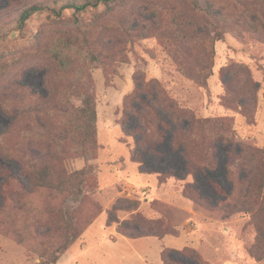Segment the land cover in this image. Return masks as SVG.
<instances>
[{"label": "rangeland", "instance_id": "rangeland-1", "mask_svg": "<svg viewBox=\"0 0 264 264\" xmlns=\"http://www.w3.org/2000/svg\"><path fill=\"white\" fill-rule=\"evenodd\" d=\"M41 1L45 0H0V36L12 29L11 23L24 6ZM187 1L130 0L129 7L118 10L115 15L105 14L102 9L82 14L81 22L76 25H52L47 14H38L29 21L24 33L0 42V129L6 128L11 121L4 114L1 98L17 108L54 103L55 65L42 55L37 44L42 46L58 34L70 32L85 34L106 52L105 63L91 72L98 109L95 159L67 161L70 169L89 165L96 168L98 189L76 207L82 216L99 214L57 264H162L163 252L168 249L196 250L206 264H264L256 250L255 229L247 225L250 217L236 215L222 220L217 213L196 208L185 196L189 184L194 183L192 175L181 181L141 172L139 165L132 160L135 142L122 130L127 103L130 102L131 106L136 90L135 78H145L159 81L173 101L183 109L194 111L199 118L232 119L238 123L244 141L264 149L263 23L260 20L252 22L246 16L243 20L252 22L255 29L245 21L227 27L224 40L215 43L213 75L207 88H203L190 79L189 65L187 76H183L163 46V34H168L171 27L172 11L181 13L187 8ZM212 1L225 7L235 3L240 12L243 11L240 0ZM249 2L251 5L260 4L264 13V0ZM66 15L72 22L73 13L68 11ZM125 27L133 29L137 35L134 38L122 35ZM143 32L146 38L139 37ZM191 46L190 61L202 55L198 43ZM18 94L28 97L16 98ZM161 114L165 115L164 112ZM133 126L134 122L130 120L129 127ZM157 132L160 133L151 134L153 153L145 155L147 170L186 173L188 161L180 151L172 149L170 132H162L161 128ZM13 134L12 140H17V132ZM207 138L215 142L211 135ZM218 146L213 162L198 160L195 167L216 171L215 181L227 190L232 182L235 193L239 194L247 178L241 172L250 171V160L245 161L242 154L229 153L224 149L227 145L219 143ZM226 166L229 175L224 173ZM13 169L18 171L19 167L14 165ZM199 176L203 196L215 201L216 195L208 179L200 173ZM121 199L137 202L139 208L128 212L125 209L131 203H122L124 210L116 213L119 223H109V215ZM201 202L206 204L204 199ZM155 205L167 211L172 220L170 224L177 225L174 229L178 237L133 239L119 233V224L133 216L161 218ZM35 244L32 239L22 242L19 238L0 234V264H40L39 253L33 250Z\"/></svg>", "mask_w": 264, "mask_h": 264}, {"label": "trees", "instance_id": "trees-1", "mask_svg": "<svg viewBox=\"0 0 264 264\" xmlns=\"http://www.w3.org/2000/svg\"><path fill=\"white\" fill-rule=\"evenodd\" d=\"M240 1L242 13L235 3L226 7L217 6L212 0H188L184 11L178 14L172 11L171 27L168 34H163V46L169 51L183 76H187V65L191 67L190 79L200 87L208 86V80L213 75L215 43L224 40L230 24L246 22L243 19L248 16L252 22L260 20L264 27L261 5H251L249 0ZM129 2L130 0L36 2L20 10L18 17L11 23L12 29L0 36V42L24 33L29 21L38 14H47V20L52 25H76L81 22L82 14L102 9L105 14L115 15L118 10L129 7ZM68 11L73 13L72 22L67 19ZM252 22L246 24L255 29ZM125 28L122 35L128 38L137 35L133 29ZM113 31L119 33L117 29ZM139 37L146 38V34L143 32ZM193 43L200 45L202 55L190 61ZM37 46L42 55L51 59L55 65L54 103L50 106L44 104L17 108L1 98L4 114L11 121L6 128L0 129V234L19 238L22 242L32 239L36 242L33 250L39 253L40 264H57L60 257L82 237L99 214L97 212L82 216L80 209L76 207L98 189L96 168L89 165L82 169H70L67 161L73 158L95 159L98 109L91 72L105 63L106 52L101 51L99 43L85 34L70 32L58 34L42 46ZM135 86L131 106L128 102L122 123L123 132L135 142L132 160L139 165L141 172L181 181L192 175L194 183L189 184L185 196L196 208L217 213L222 220H229L236 215L250 217L247 225L255 229L256 250L260 253L259 260H263L264 149L244 141L245 137L237 128L238 123L232 119L199 118L194 111L181 108L157 80L135 78ZM18 97L26 99L28 96L18 94L16 98ZM130 120L134 122L132 128L129 127ZM159 128L162 132H170L172 149L180 151L188 161L186 173L178 170H147L145 155L153 153L154 138L151 134L160 133L157 132ZM15 131L17 140H12ZM208 135L215 142L209 140ZM219 143L227 145L224 149L229 153L242 154L245 161L250 160V171L241 172L247 178L239 194L235 193L232 182L228 190L216 182V171L195 167L198 160L213 162ZM14 165L19 167L18 171L13 169ZM199 173L208 179L210 188L216 195L215 201L203 196ZM224 173L230 174L227 166ZM202 199L206 201L205 205L202 204ZM122 203H131L125 209L128 212L139 208L137 202L119 200L109 215V223H119L116 213L124 210ZM159 206L155 205V208L161 212V218L154 220L141 215L133 216L129 221L119 224V233L133 239L156 237L162 240L168 236L178 237L174 229L177 225L170 224L172 220L167 211ZM193 262L206 264L196 250L168 249L162 255V264Z\"/></svg>", "mask_w": 264, "mask_h": 264}]
</instances>
